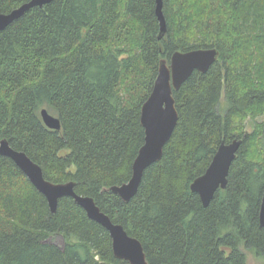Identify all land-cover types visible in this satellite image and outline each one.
<instances>
[{
	"label": "trees",
	"instance_id": "trees-1",
	"mask_svg": "<svg viewBox=\"0 0 264 264\" xmlns=\"http://www.w3.org/2000/svg\"><path fill=\"white\" fill-rule=\"evenodd\" d=\"M30 0H0L7 13ZM53 0L0 31V141L25 151L53 182H76L141 240L149 264H249L263 259L264 0ZM217 48L174 97L179 121L162 158L147 167L125 201L145 143L142 107L161 59L177 50ZM224 98V102H223ZM46 107L61 120L49 128ZM244 140L228 183L205 206L191 184L219 145ZM62 235L60 245L51 238ZM0 264H131L115 255L109 231L64 196L47 197L0 153Z\"/></svg>",
	"mask_w": 264,
	"mask_h": 264
},
{
	"label": "water",
	"instance_id": "water-1",
	"mask_svg": "<svg viewBox=\"0 0 264 264\" xmlns=\"http://www.w3.org/2000/svg\"><path fill=\"white\" fill-rule=\"evenodd\" d=\"M53 0H30L7 13H0V31L19 19L35 6H43ZM164 0H157L156 13L160 21V38L167 32V19L163 10ZM219 50L200 48L188 51L177 50L170 62L163 58L152 93L142 107L141 120L145 127V143L133 163V174L128 182L113 185L111 189L122 199L129 201L138 192L144 171L159 161L164 148L171 139L179 121V111L174 90L179 89L195 70L207 72L218 60ZM45 124L55 130L62 128L61 120L46 107L41 109ZM244 140L234 138L223 141L214 155L206 172L198 176L191 184L193 191L199 193L205 206L212 201L217 190L224 189L233 161L236 159ZM0 153L9 156L20 167L34 185L47 197L52 212L58 209L59 201L70 196L81 205L88 216L101 223L110 233L115 255L131 264H149L144 246L140 239L128 233L124 225L114 222L95 201L94 197L79 194L75 181L53 182L44 175L43 168L25 151L14 148L7 138L0 141ZM260 222L264 226V195L260 210Z\"/></svg>",
	"mask_w": 264,
	"mask_h": 264
},
{
	"label": "rangeland",
	"instance_id": "rangeland-1",
	"mask_svg": "<svg viewBox=\"0 0 264 264\" xmlns=\"http://www.w3.org/2000/svg\"><path fill=\"white\" fill-rule=\"evenodd\" d=\"M223 102H224V98H223ZM258 122H264V116L258 117L256 119H251L248 118L245 122V129L247 132H252L255 127L256 124ZM54 242L63 245L65 243V239L62 235H55L51 238ZM248 262L249 264H263V259L258 256L257 254L248 251Z\"/></svg>",
	"mask_w": 264,
	"mask_h": 264
}]
</instances>
